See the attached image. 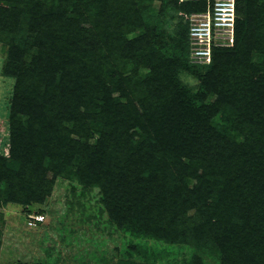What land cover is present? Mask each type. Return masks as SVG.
<instances>
[{
	"label": "trees",
	"instance_id": "16d2710c",
	"mask_svg": "<svg viewBox=\"0 0 264 264\" xmlns=\"http://www.w3.org/2000/svg\"><path fill=\"white\" fill-rule=\"evenodd\" d=\"M91 1L0 0L5 72L16 79L0 205L43 202L57 177L75 176L100 182L120 227L195 246L212 239L222 264H264V0H237L235 43L215 48L197 91L177 83L180 57L144 53L166 45L152 16H137L149 34L126 37L136 0H109L105 19L84 30ZM207 3L165 7L201 12ZM181 31L176 47H190V26ZM143 65L150 71L139 73ZM209 93L217 100L207 103ZM220 111L234 112L242 139L216 133Z\"/></svg>",
	"mask_w": 264,
	"mask_h": 264
},
{
	"label": "rangeland",
	"instance_id": "374dc122",
	"mask_svg": "<svg viewBox=\"0 0 264 264\" xmlns=\"http://www.w3.org/2000/svg\"><path fill=\"white\" fill-rule=\"evenodd\" d=\"M108 1L90 2L80 25L84 30L89 29L91 24L94 27L105 19ZM136 2L139 7L131 11L134 23L125 26L126 37L131 40L149 34L147 23H142L138 17L147 14L145 21H148L152 16L150 24L153 37H165L166 45H149L147 49L145 47L147 58L156 57L157 52L168 57H180L181 67L175 77L177 83L193 91L199 90V75L208 70L209 64L197 62L185 41L178 47L175 41H181V38L185 37L181 30L191 25L198 11L188 12L187 7L182 4L167 9V0ZM119 6L120 4L115 9H120ZM86 32L85 37L88 36ZM253 58L259 62L256 51L253 52ZM6 60L5 47L0 41V155L10 159L9 112L16 79L5 72ZM129 66L131 67L130 64ZM148 71L150 67L143 65L139 68V73ZM172 81L174 84V80ZM115 95L118 96V93ZM216 100V96L209 93L206 102ZM237 107L243 109L241 105ZM233 115L235 116L233 111L230 114L220 111L213 119L216 133L232 141L240 140L243 136L231 127ZM50 175L53 176V173ZM190 184L192 185V181ZM4 185V182L0 183V187ZM103 191L100 182L85 186L75 176H59L51 194L47 195L43 202L7 200L2 203L0 264H190L196 255L200 259L198 264H222L220 249L212 239L195 246L183 239L169 242L146 235L143 227L139 225L138 229L136 228L137 224L133 225L132 229L118 226L109 215ZM29 213H41L45 218L40 224L30 225L27 216ZM187 214H193V210H189Z\"/></svg>",
	"mask_w": 264,
	"mask_h": 264
},
{
	"label": "built area",
	"instance_id": "2783aa9c",
	"mask_svg": "<svg viewBox=\"0 0 264 264\" xmlns=\"http://www.w3.org/2000/svg\"><path fill=\"white\" fill-rule=\"evenodd\" d=\"M237 18V0H208L207 9L196 13L190 25L192 57L197 62L210 64L215 48L233 46ZM28 218L30 225H37L44 220L45 216L41 213H33Z\"/></svg>",
	"mask_w": 264,
	"mask_h": 264
}]
</instances>
